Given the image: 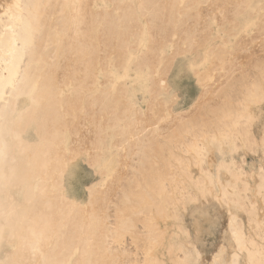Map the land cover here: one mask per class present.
Returning <instances> with one entry per match:
<instances>
[{
	"label": "bare ground",
	"instance_id": "bare-ground-1",
	"mask_svg": "<svg viewBox=\"0 0 264 264\" xmlns=\"http://www.w3.org/2000/svg\"><path fill=\"white\" fill-rule=\"evenodd\" d=\"M256 27L264 0H0V264H264V57L227 68Z\"/></svg>",
	"mask_w": 264,
	"mask_h": 264
},
{
	"label": "rangeland",
	"instance_id": "rangeland-1",
	"mask_svg": "<svg viewBox=\"0 0 264 264\" xmlns=\"http://www.w3.org/2000/svg\"><path fill=\"white\" fill-rule=\"evenodd\" d=\"M211 16H212V19H213L212 23L222 24L221 21H223V20L221 19V16L219 15V13H217V12L215 13L214 12V14H211ZM228 17L231 18V15H228ZM219 21H220V23H219ZM204 25L205 24H203V26H202L203 28H205L207 24L205 26ZM225 27H229V24H225ZM258 28L259 27H256L254 29V31L252 33H250L249 35H241L242 37H239L237 39V41H239V43L240 42L242 43L244 41V44H245V42L249 41L248 43H246V45L248 44V46L246 48L247 50L240 51V53H239V51H236V53L233 52V55H232L231 59L234 60L237 65L235 63H233L236 66L234 65L235 66L234 67L233 65L232 66L230 65L229 67H227L228 69L229 68L232 69V67H233V69H239V70L245 69L246 67H248L247 65L252 62L253 58L256 59V58H259V57L260 58L264 57V45H263L264 37H262L260 34H258L259 33ZM256 29H257V31H256ZM256 36H257V39L258 38L260 39V37H261L262 40L261 39L260 40L259 39L258 40L255 39ZM243 37H244V39H243ZM253 39L256 40V41H252ZM231 40L233 42H235L234 38H232ZM233 48H234V46L231 47V50ZM209 67L210 66H208L207 68H209ZM249 67H250V65H249ZM221 73H223V75H224L225 72H219L217 75L220 76ZM226 73H229V72H226ZM238 74H239V72L237 71L236 75H238ZM194 82L195 81L192 80V79H188V80L185 79L183 81V87H185V89L187 88L190 91V94H191L192 97H195L196 94H197V90H196V87L194 85L195 84ZM191 102H192L191 99L187 101V103H191ZM263 108H264V105H263ZM162 126H164V124H162ZM256 161H257V158H255L253 156H248V163H249L250 166L254 165L253 162H255L257 164ZM93 179H94L93 172L90 170V168L87 167V165H83V167H82V169L80 170V173H79V181H80V183L82 185L83 190H84V188L86 186L90 185V183L93 181ZM207 212L212 216L214 221L217 223L218 227L216 229L213 228V230H214V232L216 234H218L219 233V229L218 228H220L226 221L225 219H226V216H227V212H226V210L223 207L218 206V205L208 207L207 208ZM260 213L262 215V214H264V211L261 210ZM202 231H203V234H202V238L199 241V243H200V246H201V249L203 251L204 256H206L208 251L212 250V247L210 246L212 237L207 233L208 231L206 230V224H205V227L202 229Z\"/></svg>",
	"mask_w": 264,
	"mask_h": 264
},
{
	"label": "snow or ice",
	"instance_id": "snow-or-ice-1",
	"mask_svg": "<svg viewBox=\"0 0 264 264\" xmlns=\"http://www.w3.org/2000/svg\"><path fill=\"white\" fill-rule=\"evenodd\" d=\"M212 264H217V261L214 259V260L212 261Z\"/></svg>",
	"mask_w": 264,
	"mask_h": 264
}]
</instances>
